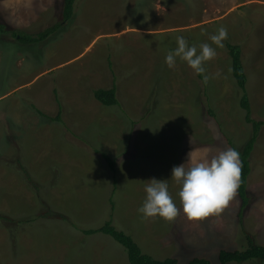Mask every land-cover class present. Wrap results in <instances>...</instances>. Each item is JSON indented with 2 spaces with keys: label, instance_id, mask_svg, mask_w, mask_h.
Wrapping results in <instances>:
<instances>
[{
  "label": "rangeland",
  "instance_id": "374dc122",
  "mask_svg": "<svg viewBox=\"0 0 264 264\" xmlns=\"http://www.w3.org/2000/svg\"><path fill=\"white\" fill-rule=\"evenodd\" d=\"M62 6L63 0H0V112L8 111L0 120L18 126L20 114L11 122L9 109L24 111L37 104L33 95L45 100L38 91L50 92L45 88L47 77L38 76L25 85L51 54L44 45L56 44L59 52L69 43L76 47L72 51L82 52L91 42L81 61L104 65L109 60L105 45L118 47L131 35L132 41L143 43L140 59L124 61L120 68L141 69L145 63L148 71H141L138 87L148 94L145 104H150L143 115L133 108L122 111L139 124L128 136L123 155L121 149L102 147L114 162L113 172L97 151L100 146L68 140L57 126L17 129V135L10 133L12 138L6 126L0 129V264H129L124 247L112 237L83 232L107 220L129 234L143 253L155 259L173 257L179 263L200 257L219 264L218 251L244 249L247 234L264 245V125L250 155L249 203L241 218L237 193L220 215L199 222L189 221L182 212L174 222L159 216L144 219L138 212L151 178L167 179L169 192L181 207L180 186L171 175L189 151L211 157L232 147L241 150L250 137L252 127L239 105L241 90L232 76L225 43L241 49L250 117L264 119V0H75L72 16L60 23ZM57 22L60 26L42 41L17 40L18 34L34 35ZM132 25L153 31L138 34L139 38L128 30L118 38L101 34ZM221 26L228 32L223 48L209 39ZM177 36L189 46L209 43L216 49L215 59L204 65L203 81L179 58L175 68L165 63L167 53L178 46ZM204 75L210 78L207 84ZM45 110L50 116L55 113V107ZM36 113L34 120L48 121ZM47 132L53 137L40 136ZM28 140L29 153L39 145L36 149L47 157L43 164L48 174L39 184L31 166L25 168Z\"/></svg>",
  "mask_w": 264,
  "mask_h": 264
},
{
  "label": "crops",
  "instance_id": "0c3cea01",
  "mask_svg": "<svg viewBox=\"0 0 264 264\" xmlns=\"http://www.w3.org/2000/svg\"><path fill=\"white\" fill-rule=\"evenodd\" d=\"M126 30L135 34L136 38H139V36H137L138 34H147L153 31L151 28L145 29L139 25H132L126 28H119L114 32H103L101 34L105 35L107 38H111V36L108 35H115L117 36L115 38H118L126 35ZM133 36L134 35L127 36L125 42L118 47L115 45H105L104 50L109 56V60L104 65L103 63L98 65L96 62L92 65H88L84 64L85 61H81V58L87 54L91 42L84 47L82 52L78 50L72 51L76 49V47H70L69 45L72 44L69 43L68 45H61L59 52H57V48L55 49L56 44L44 45V47L51 51V54L47 56V60L43 62L39 72L35 74L31 80L26 82L25 85L32 83L38 76L47 77L48 80L45 88L47 87L48 90L50 89L48 93H50L52 97L49 98L45 89L43 91H38L39 96L43 95L45 100L40 101V97L38 100L36 95H33L31 100L33 99L32 102H34V104L37 103L34 106L31 105L25 108L24 111L17 110L18 113L14 111V108L9 109L11 112L9 113L11 122L14 121L16 115L20 114V123L16 126L13 123L0 120V129H4L6 126L5 128L8 129L9 136L12 138L10 133L14 131L16 133L17 129L36 131L41 127H44L45 130H49L57 126L60 131H62V135L68 140L72 139L71 141L78 143L77 140L81 141V139H84L87 145L93 146L95 149L96 146H100L101 148H99V151L102 152L105 147H114L113 151L117 152L118 149H121L123 155L128 136L131 134L132 129L136 128L139 124L134 122V118L128 119L122 111L125 113H127V111L131 112L133 108L136 110V113L140 112L141 115H143L144 108L146 105L150 104V101L145 104L148 99V94L146 95L145 92L144 96V92L139 91L138 87L141 71H148L146 70L145 63L144 67L141 69L139 65L124 71L120 68L122 63L126 61L131 60V62L136 63L140 59L139 55L141 53H138V51H140L141 48L143 49V43L132 41ZM79 60L82 63H80ZM120 73L122 74L120 75ZM116 74H119L118 79ZM137 74L138 77L135 78ZM122 79L126 81H121ZM123 82L128 85H125ZM110 87L115 88V104L105 105L94 97V89ZM50 100H52L51 103ZM38 102H40L42 106H40ZM21 107L24 108L26 105ZM50 107H55V113L52 114V116L49 115L48 110H45ZM34 111L37 112L36 114L38 116L40 114L48 121L34 120ZM39 111L41 113H39ZM2 113L8 114V111L0 112V115ZM79 115H81V117ZM50 119L53 121L50 122ZM46 135L47 136L40 134L41 137H53L49 132H47ZM31 140H28L29 143H27L28 153L25 159L29 164H27L25 168L28 170L31 166V172L33 176L35 175L34 177L38 180L37 184H39L42 181V177L48 174V167L43 164L47 157L42 154L41 149L40 151L36 149L39 145L31 149L29 153V147L30 145L32 146ZM102 147H104V149H102ZM95 152L97 153V151ZM106 154L108 155L107 152ZM108 157L110 156L108 155ZM40 163H42L40 172L36 173L40 167Z\"/></svg>",
  "mask_w": 264,
  "mask_h": 264
},
{
  "label": "clouds",
  "instance_id": "9594fccd",
  "mask_svg": "<svg viewBox=\"0 0 264 264\" xmlns=\"http://www.w3.org/2000/svg\"><path fill=\"white\" fill-rule=\"evenodd\" d=\"M228 37L227 29L221 26L209 39L212 44L223 48V41ZM177 48L169 51L165 63L172 69L179 58L197 74H205L204 65L215 59L217 52L212 44L201 43L199 48L189 46L188 41L176 37ZM209 76L204 75L207 84ZM242 162L240 153L232 148L221 150L211 157H198L189 151L186 161L172 169L171 179L180 186L178 207L169 192L167 179L151 178L145 185L146 198L138 212L144 219L163 218L174 222L183 213L189 221H204L220 215L233 200L240 184Z\"/></svg>",
  "mask_w": 264,
  "mask_h": 264
},
{
  "label": "trees",
  "instance_id": "16d2710c",
  "mask_svg": "<svg viewBox=\"0 0 264 264\" xmlns=\"http://www.w3.org/2000/svg\"><path fill=\"white\" fill-rule=\"evenodd\" d=\"M74 2L75 0H63L62 18L60 20V23L72 16L74 11ZM60 23L57 22L53 25H50L36 32L34 35L14 34V36L16 35L17 40L24 43H36L44 40L47 36L53 33L60 26ZM2 31L3 26L0 24V32ZM225 48H227L228 56L230 57L232 76L236 85L241 90L239 105L244 110V120L247 123H250L252 127L250 137L245 141L241 150L232 147L240 153V160L242 162L241 180L237 189V195L239 197L240 204L238 217L241 218L244 209L249 203V195L246 192V179L251 167L250 155L254 148V144L258 137L261 126L264 125V119L255 120L250 117L251 110L248 101V95L246 93V75L241 62L240 47L236 44L225 43ZM197 76L203 81V76L201 74H197ZM93 95L98 101L105 105H112L116 102V94L114 87L94 89ZM39 113L41 112L39 111ZM100 152L104 159L107 161V166L109 170L113 172V160L110 159V157H108L106 153L102 151ZM83 232L85 234L100 232L112 237L116 242H118L124 247L129 264H211L208 259L200 257H193L185 263H179L178 260L173 257L155 259L151 255L143 253L136 241L129 234H126L125 232L116 229L112 225L111 220L105 221L104 224L98 228L86 229ZM246 239L248 244L244 249H220L217 254L219 264H227V262L231 261L239 263L251 259H259L261 261H264V245L255 243L251 236L248 234L246 235Z\"/></svg>",
  "mask_w": 264,
  "mask_h": 264
}]
</instances>
